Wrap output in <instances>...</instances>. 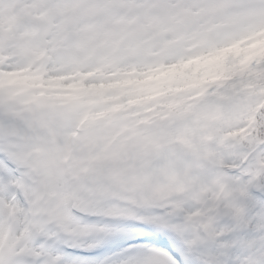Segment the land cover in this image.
Instances as JSON below:
<instances>
[{"label": "snow or ice", "instance_id": "1", "mask_svg": "<svg viewBox=\"0 0 264 264\" xmlns=\"http://www.w3.org/2000/svg\"><path fill=\"white\" fill-rule=\"evenodd\" d=\"M0 264H264V0H0Z\"/></svg>", "mask_w": 264, "mask_h": 264}]
</instances>
